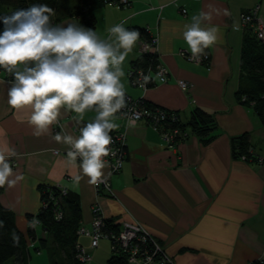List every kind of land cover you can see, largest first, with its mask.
<instances>
[{
  "label": "crops",
  "instance_id": "obj_1",
  "mask_svg": "<svg viewBox=\"0 0 264 264\" xmlns=\"http://www.w3.org/2000/svg\"><path fill=\"white\" fill-rule=\"evenodd\" d=\"M72 2L62 0V7ZM256 5L264 19V0L105 3L94 10V28L80 25L76 17L64 14L67 10L57 13L53 24L76 23L102 38L107 37L108 28L124 20L130 30L139 26L147 29L149 35H156L157 56L168 68V80L159 82L155 78V83L145 89L131 84L128 70L140 56L137 42L123 65L126 94L175 110L183 122L192 108L199 106L214 113L217 128L207 143L187 128L185 139L166 146L159 131L146 119L141 118L130 127L117 114L116 130H125L127 152L120 171L109 175L113 194H98L87 177L79 183L74 181L79 168L65 162L63 151L67 146L52 138L61 128L55 131L53 125L51 135L33 136L28 114L8 106L9 80L0 77V148L8 146L16 151L11 163L14 172L23 176L14 187L3 188L0 202L14 211L15 223L25 234L30 253L31 249H44L43 240L50 241L39 224L34 227L35 239L27 235L31 225L28 215H35L41 205L37 186L46 183L79 193L84 226L90 224L94 204L100 206L105 218L116 223L137 219L156 236L175 264L264 261V161L248 162L234 157L231 143L233 137L247 132L253 153L264 156V124L236 94L244 30L241 13ZM201 11L212 14L210 25L206 26H217L222 37V42L206 49L207 63L188 61L180 55V50L188 47L182 36L183 26ZM178 79H185L189 87L183 90ZM74 115L64 114L60 120L64 132L72 135L95 113H86L80 123L72 118ZM104 172L108 173L107 167ZM81 246L89 252L94 250L90 253L91 264L103 263L102 256L96 257V248L91 249L89 243Z\"/></svg>",
  "mask_w": 264,
  "mask_h": 264
},
{
  "label": "clouds",
  "instance_id": "obj_2",
  "mask_svg": "<svg viewBox=\"0 0 264 264\" xmlns=\"http://www.w3.org/2000/svg\"><path fill=\"white\" fill-rule=\"evenodd\" d=\"M53 14L46 4H33L0 15V69L11 77L7 104L15 112L28 114L27 123L35 137L51 135L52 126L58 125L61 131L52 138L67 146L65 162L79 168L74 181L87 177L89 184L98 185L107 179L105 158L116 155L110 133L119 128L114 120L127 107L123 65L140 40V32L126 28L124 20L108 28L107 37L102 38L76 23L53 24ZM225 14H229L227 10ZM211 19L210 12L201 11L183 26L187 50L196 61L206 55V49L222 42L218 27L206 26ZM142 80L140 86L146 87L152 77L142 75ZM89 112L95 116L83 123L78 136L64 132L60 123L64 114L74 113L72 118L80 123ZM137 119L139 115L132 112L129 126L134 127ZM16 155L13 148H0V188H12L23 179L11 163ZM97 244L98 239H94L92 245ZM129 264H136L135 259ZM147 264H151V257Z\"/></svg>",
  "mask_w": 264,
  "mask_h": 264
},
{
  "label": "trees",
  "instance_id": "obj_3",
  "mask_svg": "<svg viewBox=\"0 0 264 264\" xmlns=\"http://www.w3.org/2000/svg\"><path fill=\"white\" fill-rule=\"evenodd\" d=\"M108 1L73 0L68 7H62V0H0V15L11 14L33 4H46L53 9L52 21L58 16L59 11L67 10L64 14L76 17L80 25L94 28V10ZM0 28H3L2 22H0ZM132 29L138 30L142 38H149L150 36L148 30L143 27L133 26ZM153 62L154 59L151 56L142 54L131 62V66L147 67L154 64ZM240 68L237 97L242 104L252 107L261 123L264 124V42L256 36L250 24L245 25L243 30ZM153 84L150 81L148 85ZM143 103L148 107L158 106L148 100H143ZM176 125L186 132V136L187 128L190 129L204 143L213 138L212 131L217 128L214 113L199 106L192 108L187 121H181L178 115ZM186 136L181 140L185 139ZM231 143L234 157L239 158L244 154L250 161L255 162L257 160L258 155L250 151L252 149L247 132L233 137ZM63 188L58 184H38L37 189L41 205L35 215H28V219L30 223L34 219L37 220L41 228L50 237L49 242L43 240L41 243L47 252L48 264H87L78 258L81 247L78 241V228L82 224L80 196L75 190ZM2 191L3 188H0V193ZM101 194L105 193L101 192ZM56 212L61 213L59 219L55 218ZM0 221L3 222V226L0 227V264H29L31 253L26 236L15 223L14 211L1 202ZM105 222L103 230L106 233L117 232L120 228V224L111 218H105ZM27 235L31 239L36 238L32 224L27 228ZM14 237L18 240H15ZM110 251L106 264H128L124 255L115 253L112 249ZM249 264H264V261L255 259Z\"/></svg>",
  "mask_w": 264,
  "mask_h": 264
},
{
  "label": "built area",
  "instance_id": "obj_4",
  "mask_svg": "<svg viewBox=\"0 0 264 264\" xmlns=\"http://www.w3.org/2000/svg\"><path fill=\"white\" fill-rule=\"evenodd\" d=\"M107 3H121L125 5L128 3V0H109ZM258 7L259 6L256 5L250 10L243 11L241 13V22L243 26L250 24L256 36L264 42V19L259 15ZM183 11L185 10L183 9ZM138 53L139 55L148 54L151 56L154 59V64L148 65L147 67L130 66L128 76L133 86L143 89L149 87V83L146 87L140 86L143 83L142 75H151L153 83H155V78H157L159 82H166L168 80V68L159 61L157 56L156 35L150 34L149 38H140L138 41ZM180 55L192 62L207 63L209 61V54L207 50L206 55L202 56L199 61L190 58V52L187 50H180ZM157 73H161V75H157ZM0 77L11 80V77L3 69H0ZM181 82L184 87H181ZM177 83L183 90H186L190 85L185 79H178ZM126 99L127 107L122 110V113H118V115L122 116L126 120L125 122L127 125H129L128 116L131 115L132 112H135L139 115V119H146L154 130L159 131L161 139L166 146H174L177 142H179V140H181V138L186 136V132L182 131L179 126L176 125L178 121V114L175 110L161 106L148 107L143 103L142 99L134 98L130 95H126ZM54 130H60V127L56 125ZM78 135L79 130L76 136ZM110 135L113 138L111 149L116 153V155H110L105 158L109 165L107 167L108 173L105 175L107 179L106 181L100 182L98 185H93L98 194H101V192L109 195L113 194L109 180V173L113 174L120 171L126 155L125 130H114L110 133ZM66 151L67 149L63 151L65 156ZM250 151L252 152V150ZM54 152L57 153L58 150H55ZM239 159L248 161L246 155L244 154L239 156ZM262 161H264V157L257 156V160L255 162L259 163ZM60 187L63 188L62 186ZM91 211L92 217L89 226L81 224L78 228V234L88 236L90 239V246L92 248L98 246V244L96 246L92 245V241L94 239H98L99 243L101 238L106 237L111 241L112 251L124 255L128 264L133 258L135 259L136 264H147L148 257H151V264H175L173 259L165 251L163 245L159 243L156 236L137 219L132 217L123 220L120 223V228L117 232L106 233L103 230L106 223L105 216L103 215L100 206L98 204H94ZM60 217L61 213L56 212L55 218L59 219ZM33 222H37L35 224H38V221L35 219L32 220V225ZM80 257H83V259H80ZM78 258L82 262H87L90 258L88 252H86L82 246L80 247Z\"/></svg>",
  "mask_w": 264,
  "mask_h": 264
},
{
  "label": "rangeland",
  "instance_id": "obj_5",
  "mask_svg": "<svg viewBox=\"0 0 264 264\" xmlns=\"http://www.w3.org/2000/svg\"><path fill=\"white\" fill-rule=\"evenodd\" d=\"M252 152H253V150H252ZM248 162H253V160L252 161L248 160ZM87 237L84 234H79V238H78L79 243L81 245L89 243V246H90V239H89V237L88 238ZM99 242H100L99 247L98 248L95 247L96 248L95 252L97 254L96 257L102 256L101 257L103 259L102 264H105L106 259L110 256V253H111V251H110L111 241H110V239L103 237L99 240ZM90 248L94 249L91 246H90ZM93 251L94 250H90V252H89L86 250V252H88V254L90 256L89 260L86 262L87 264H91L90 263V259H91L90 253H92ZM29 264H48V255L46 253V250L42 249V250H40V252H36L33 249H31V258L29 260Z\"/></svg>",
  "mask_w": 264,
  "mask_h": 264
}]
</instances>
